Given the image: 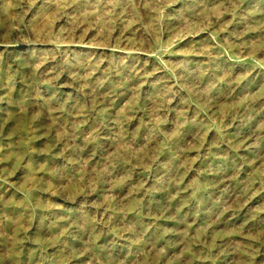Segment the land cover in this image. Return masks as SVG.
<instances>
[{"label":"rangeland","instance_id":"obj_1","mask_svg":"<svg viewBox=\"0 0 264 264\" xmlns=\"http://www.w3.org/2000/svg\"><path fill=\"white\" fill-rule=\"evenodd\" d=\"M3 1L0 264H264V0Z\"/></svg>","mask_w":264,"mask_h":264},{"label":"bare ground","instance_id":"obj_2","mask_svg":"<svg viewBox=\"0 0 264 264\" xmlns=\"http://www.w3.org/2000/svg\"><path fill=\"white\" fill-rule=\"evenodd\" d=\"M6 4H4V1L3 0H0V9H2V11L4 12L5 10H6ZM20 43H23V39H19L18 40ZM26 43V42H25ZM16 45V44H15ZM22 45V44H21ZM0 46L2 47V48H4V49H7L8 48V46H7V44H4V43H0ZM83 48V47H82ZM22 50V49H21ZM121 53V52H120ZM143 54V53H142ZM88 55V54H87ZM91 55V54H90ZM1 100H3L4 98H0ZM9 151V150H8ZM7 151V152H8ZM8 157L10 156V152H8V155H7ZM29 163L27 164V166H26V168L28 169L29 168ZM57 209V208H56Z\"/></svg>","mask_w":264,"mask_h":264}]
</instances>
